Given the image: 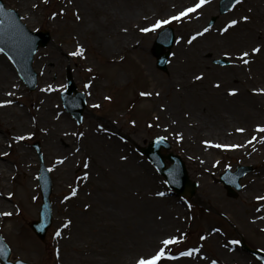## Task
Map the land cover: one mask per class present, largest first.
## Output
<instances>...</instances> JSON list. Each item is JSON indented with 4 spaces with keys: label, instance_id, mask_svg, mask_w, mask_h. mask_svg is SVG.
Segmentation results:
<instances>
[{
    "label": "bare ground",
    "instance_id": "obj_1",
    "mask_svg": "<svg viewBox=\"0 0 264 264\" xmlns=\"http://www.w3.org/2000/svg\"><path fill=\"white\" fill-rule=\"evenodd\" d=\"M15 1L21 7L31 2ZM96 1L98 3L95 0H67V6L73 9L83 2L87 13L97 11L104 14L105 22L114 23L112 32L94 39L93 45L97 52L107 55L108 60H114L120 54L123 57L132 54L146 70L152 68L148 56L150 41L144 47L147 34L141 31L147 27L143 26L142 13L127 7L126 14L118 16L111 13L107 1ZM155 1L160 7H164L167 0ZM191 1L193 0H175L171 6L173 13L178 14L199 2ZM177 2L179 4L176 6ZM214 8L208 0L196 12L180 19L183 22V38L170 62V71L166 79H153L146 91L151 95H143L148 99L151 110L149 122L143 128H135L132 136L138 139L147 129L165 133L169 139L179 144L184 156L195 168V174L201 178L203 195L197 201L202 203L206 200L230 219L239 222L244 230H262L264 201H259L256 197L264 196V147L255 148V145L264 146V133L256 131L260 124H254V121L259 120L262 122L261 126H264V93L253 89H264V0H244L237 12L223 22L222 29L229 21H238L223 32V38L212 39L200 35L188 43L202 23L200 12L205 10L211 13ZM74 11L70 20V48L77 50L82 47L84 50L83 43L88 38L80 32L87 30L99 34V31L93 27L95 24L91 27L84 25L90 20L86 16L82 18L79 11ZM27 13H30V9ZM243 17L248 19L244 20ZM126 19V23L133 24V29L124 34L122 21L125 22ZM223 44L232 50L237 44H242L239 54L248 51L249 63L243 64L237 58L239 68L221 69L210 65L203 53L214 48L221 49ZM256 46L260 47V52L251 53V49ZM70 48L67 53L71 51ZM231 53L234 54L232 51ZM90 65L96 67L93 61ZM250 68H253L252 72L247 73ZM124 72L127 75L130 73L129 69ZM51 73L50 69L43 72L45 77H49ZM197 76H202V79H196ZM123 77L122 69L114 66L111 77L113 84H120ZM217 84L219 87H216ZM106 86L100 79L90 83L95 102L101 100ZM14 88L10 66L0 58V102L11 101L10 104L0 106V119L10 127L7 137L0 134V153H7L5 147L10 143L14 144L15 149L12 170L0 159V212L12 213L10 216L0 215V223L9 221L7 234L15 239L20 238L22 248L36 250L33 239L28 236L27 231L21 229L23 226L11 220L16 214L14 207H18L19 213L25 217L35 216L37 213L34 202L35 183L31 174L35 154L23 146L24 139H16L19 136L26 138L30 131L39 134L45 145L50 147L49 155L56 160V189L63 192L71 185V189L76 190V195H71V190L69 194L60 195L57 201L55 224L60 232L56 239L61 249L58 256L61 264H80L81 255L86 252L82 248L81 233L85 229H95L97 225L119 228L123 223L131 221L134 222L131 227L136 231L137 223L144 220L137 221L138 218L158 214L164 215L169 225H174V235L181 232L188 210L183 204L157 195L160 192V189L157 191L158 181L149 166L128 150V143L132 140L130 137L102 123L90 124L84 131L78 132L68 118L60 116L52 95L44 99L39 97L30 103L29 108L10 98ZM48 88L47 84H43L41 95L48 92ZM231 89L237 90L235 95H229ZM205 110L213 115V127L209 125L204 128L201 115L202 112L206 113ZM12 118L16 120V124L10 121ZM234 120L240 124H233ZM238 126L244 129L243 134L235 132ZM80 133L83 135L80 136ZM253 136L256 137L255 140L252 139ZM206 141L211 143H205ZM214 145L240 147L221 148ZM219 155H242L255 161L256 165L263 164L257 175L246 178L247 182L239 192V199L244 206L226 199L220 185L214 180L213 169ZM58 159L63 160V163H57ZM85 163L88 164L87 168L84 167ZM66 196L69 197L67 200ZM255 202L259 203L254 205ZM111 216L113 220H110ZM216 228L214 222L205 223L204 236L213 253L219 257V264H246L240 259L238 252L230 250L228 243L215 232ZM153 233L152 229H148L143 237L148 235L153 239Z\"/></svg>",
    "mask_w": 264,
    "mask_h": 264
},
{
    "label": "rangeland",
    "instance_id": "obj_2",
    "mask_svg": "<svg viewBox=\"0 0 264 264\" xmlns=\"http://www.w3.org/2000/svg\"><path fill=\"white\" fill-rule=\"evenodd\" d=\"M3 1L8 8L14 9L19 13L22 21L30 29L49 30L53 37L51 43L47 47L40 49L35 55L33 66L38 73V85L34 91H30L22 80L18 78V73L12 61L3 52H0V58L5 60L10 66V73L16 80L15 83L17 86L13 89L14 94L11 96L13 100H17L21 102L24 107L30 108V103L39 99V97L44 99V97L52 95L53 101L57 104V108L61 112V117L63 116L68 118L78 132L84 131L90 124L97 125L102 123L104 125L112 126L115 130L130 137L132 140L129 142V151L141 158L142 161L149 166L152 174L158 181L157 183L159 188L157 191L160 189V192L164 193V198L169 199L172 202H177L178 204H183L188 210L187 216H185L183 220L182 230L181 232H178L177 235H174V225H169L168 219L164 217V215L158 214L138 218L137 221H139V219L144 220L137 223L135 226L136 231L131 227V224L134 223L131 221L123 223L119 228L97 225V228L95 229H85L81 233V243L82 248L86 249V252L81 255L80 264H136L137 260L141 256L147 257L156 251L161 246V241L169 236H182L183 238L179 244L170 245L166 249V251L170 255L175 256L176 259H165L162 260L160 264H212L213 261H215L216 264H219V257L213 253L210 244L202 239L205 234V223L211 222H215V225L218 226L215 229L216 233L219 234L221 239H224L228 243V246L231 247L230 250L239 253L240 259L245 261L246 264H261L260 261L252 255L242 250L239 246L240 243H233V241L239 242L241 239H244L251 247L264 250V229L254 231L244 230L239 226V222L234 221L233 219L230 220L226 214L223 215V213H221L214 205L206 202V200L199 203L197 198L201 199L203 195L201 178L195 174V168L188 161L187 157L184 156L185 154L181 151L179 144L169 139L165 133L149 129L145 130V132L142 133L143 135L138 139H135L132 136L135 128H143V126L149 121H147V115H149L148 108L150 106L148 99L143 97L141 93H146V91H148L153 79H166L170 71L169 63L166 71H162L157 67V60L153 53V45L157 33L159 30L168 25H171L175 30L176 42L171 50L169 58L170 62V59L173 56V51H176L178 44L181 42V24L183 22L180 20H173L169 24L162 25L160 28H157L155 31L145 32L147 37L144 41V47L147 46L146 42L150 41L148 56L150 62L152 63V68L146 70L144 65L140 63L136 56L132 54L126 55L124 58L123 55L120 54L115 58V61H110L107 59V55H100L99 52H97V48L93 45L94 39L99 35L103 36L112 32L114 23L105 22L104 14L97 11H93L94 13H87V7L83 4V2L81 3L82 5L75 6V8L72 9L67 6V0H30L31 2L23 7L19 6L15 0ZM106 1L109 4L111 13L118 16L126 14L125 9H127V7L133 8L135 12L140 11L144 19L143 26L147 25V27H151V25L157 20L169 19L170 17L176 15L173 13L174 10L171 9L175 0H167L164 7H160L158 2L155 0H101V2L105 3ZM95 2L98 3L96 0ZM242 2L243 0H241L239 4L237 3L238 5L236 4V7L234 6L235 9L233 8V12L242 4ZM209 3L215 5V8L211 13L205 12V10L200 12L199 16L202 18V23H200L197 32H201L204 28L209 27L208 23L211 17L218 14L217 10L219 0H209ZM178 4L179 2H177L176 6ZM33 5H35V7H33ZM29 9L30 13H27V10ZM74 9L80 12V16L82 18L83 16H86L90 20V22L84 25H89V27H91L95 24L93 27L99 31V34L91 33L87 30L80 32V34L86 36L88 40L83 43L84 48L86 47L83 54L78 56L71 55V53L76 50L70 48V44L72 43V39H70V20L75 13ZM237 10L234 13L229 11L226 14L221 15L216 23L209 28L208 32L203 34V37L212 39L216 37L223 38L225 36V34L221 32L223 22L234 15ZM127 19L125 22L122 21V26L125 29L124 34H127L129 30L133 29V24L131 22L126 23ZM135 24L137 25L136 21ZM220 47L221 49L214 48L203 53V57L207 59L210 65L215 68H239L240 65L237 60V54H239L242 44H237L234 47L232 45L231 47L234 48L233 50L229 49L228 46L224 44ZM69 48L71 51L67 53L66 51ZM231 51L234 52V54H232ZM226 53L228 55H225ZM223 57L230 60L229 65L222 66L215 63V59ZM88 59H91V61H93V63L97 66L92 68L90 62H86ZM114 66H118V68L122 69V73L124 74V80L121 81L120 84H113L112 82L111 77ZM47 69H50V72L52 71L49 77H45L43 74V72ZM125 69H129V75L124 72ZM252 70L253 68H250V70L246 72L250 73ZM68 72L72 74L78 89L84 92L86 97V110L81 123H78L72 114L67 113L62 104L61 93L66 88ZM94 75H99V77H102V81L108 83V86L103 91L101 100L96 102L94 101L92 97L93 94L89 89V83L96 80ZM43 84L51 86V92H46L41 95L40 89ZM85 85H88V87H85ZM106 97H110V99H106ZM0 98H2L1 94ZM94 105H99V107H94ZM205 112L206 113L202 112L201 115V119L204 122V128L209 125L212 126L211 123H213L211 122L213 115L207 110H205ZM6 118L9 121L7 116ZM235 118L237 119L236 116ZM10 121L16 124V120L14 118ZM233 124L239 125L240 123L237 120H234ZM254 124H262V122L255 120ZM0 129L5 131L7 130L5 135L8 136L9 130L5 129L3 124H0ZM20 130L23 131L22 129ZM158 136L168 139L169 143L172 145L170 150L174 151V153H179L185 161L190 178L192 181H196L197 183V190L194 197L188 198L172 194V190L167 187L164 177L160 176L153 165L148 161L146 156L140 153L141 147L148 145L150 141ZM36 141L40 142V153L34 145ZM22 144L25 148L32 150L35 154L34 162L31 165V174L34 178L35 187L37 186L35 189V205L37 213L34 217L29 219L38 218L42 202L38 185L39 167L42 161L47 168L51 169L50 176L53 182V192L51 195L53 202V224L47 232L46 239L41 241L29 227L30 221H28V217L21 215V212L17 213L19 209L18 207H14L13 210L16 214L11 220L13 222H17L19 226H23L21 229L27 231L28 236L33 239L36 245V250L22 248L20 246V238L15 239L12 235L7 234L6 227L9 223L8 220L0 223V233L11 247L12 259H22L38 264H61L58 260L61 249L56 239L57 227L55 224V216L57 214V201H59V198L61 197L60 195L68 194L71 188L68 186L63 192L56 189L57 177L56 171L54 170L55 161L48 153L50 147L45 145L37 132H28V136L24 139ZM258 146L255 145V148ZM260 146L264 147L262 145ZM6 147H9V145ZM260 148H258V150H260ZM253 149L254 147L252 150ZM3 158V162H6V164L9 165V170H12L13 166L10 162L13 161L14 155H4ZM253 164L255 165V161H251L242 155L218 156L217 164H215L213 169V175L215 182L220 185L222 194L226 197V199L234 200L240 206H244L243 201L239 199V192L246 184V178L248 176L251 177L257 175L256 173L258 168H255L242 178L240 182L242 187L239 191H237L236 196L228 195L226 188L220 182L219 175L228 168L235 171L238 165ZM259 166L261 167L263 164ZM12 200H14V198H12ZM258 203L259 202H255L254 205H257ZM110 205L115 206L113 203H110ZM205 205L207 207H205ZM208 205H211V207ZM202 206L205 207L206 211L202 208ZM110 220H113V216L110 217ZM153 225L155 226L152 227ZM148 229H152L155 232L153 233V239L148 235H146V238L143 237L145 235L144 232ZM217 229L219 233L217 232ZM194 248L199 249V251L193 253L192 256L180 255L181 252H187ZM0 264L3 263L0 261Z\"/></svg>",
    "mask_w": 264,
    "mask_h": 264
},
{
    "label": "snow or ice",
    "instance_id": "obj_3",
    "mask_svg": "<svg viewBox=\"0 0 264 264\" xmlns=\"http://www.w3.org/2000/svg\"><path fill=\"white\" fill-rule=\"evenodd\" d=\"M208 0H199L198 3H196L194 6L192 7H188L182 11H180L177 15H174L172 17H170L169 19H165V20H157L154 24L151 25V27H145L142 28L141 31L142 32H149V31H155L157 28H160L162 25H166L169 24L171 21L175 20V21H179L181 18L188 16L190 13H194L196 12L199 8L202 7V5H204L205 3H207ZM241 0H236V3H240ZM33 7H35V5H33ZM77 19H79V16H77ZM244 20H247L248 17H243ZM238 23L237 20H231L229 21L228 25L221 29V32H225L228 30L229 27H232L234 25H236ZM211 27V25H209V27H206L203 29V32H197L194 36L191 37V39L188 41V43H191L192 40H195L197 36L203 35L204 33L208 32L209 28ZM260 47L256 46L254 48L251 49V53H259L260 52ZM83 48L82 47H78L77 50L73 53H71V55L73 56H78V55H82L83 54ZM0 52H3V49L0 48ZM225 55H228L227 53ZM250 53L248 51H243L239 54L238 59L243 63V64H248L249 60L247 59V57H249ZM196 79H202V76H197ZM85 87H88V85H85ZM216 87H219V84L216 85ZM49 91H51V86H49L48 88ZM236 89H231L229 91V95H235L236 94ZM253 91H258L261 93H264V89H253ZM8 95H11V93H9ZM141 95H151V93H141ZM158 95V93H157ZM106 99H110V97H106ZM11 101L10 100H5L0 102V106H4L7 104H10ZM94 107H99V105H94ZM238 131L243 132L244 129H237ZM256 131L264 133V126L258 125L256 128ZM75 135V133H73ZM80 136L83 135V133L79 134ZM17 140H23L25 139L24 136H19L16 138ZM163 139V138H160ZM253 140L256 139L255 136H253L252 138ZM252 141H249V143H251ZM205 143L210 144L211 142L206 141ZM215 147H221V148H236V147H240L239 145H214ZM0 155H7V153H0ZM57 163H63V160L58 159ZM84 167L87 168L88 164L85 163ZM49 171H51V169H49ZM85 176H87V174H85ZM11 195V194H10ZM71 195H76V190L73 189ZM157 195L163 196L164 193L163 192H158ZM69 197H65V199L67 200ZM257 200L259 201H264V196H257L256 197ZM0 215L2 216H10L12 215V213L10 212H0ZM57 236L60 235V232L57 231L56 233ZM182 236H169L166 239H163L161 241V246L154 251L152 254L148 255L147 257L141 256L136 264H160V262L162 260L165 259H176L175 256L170 255L166 249L168 248V246L170 245H175V244H179L182 240ZM203 239V237H202ZM233 243H239L238 241H233ZM199 251V249H190L187 252H181L180 255L181 256H192L193 253ZM212 264H216L215 261L212 262Z\"/></svg>",
    "mask_w": 264,
    "mask_h": 264
},
{
    "label": "water",
    "instance_id": "obj_4",
    "mask_svg": "<svg viewBox=\"0 0 264 264\" xmlns=\"http://www.w3.org/2000/svg\"><path fill=\"white\" fill-rule=\"evenodd\" d=\"M4 10L2 9V5H0V14L3 16V18L5 17L4 14ZM17 23H18V18H16ZM20 26V25H19ZM13 25L10 27H6L5 24V20L3 23L0 24V29H2V41H6L9 42V40H14V45L12 47H9V51L14 55L15 57V53L16 54V59L17 62L19 61L20 63H22L26 69L28 70L30 68V64L33 58L34 53L36 52L38 45L40 44H46V42L49 39V35L48 34H42V33H33L34 36H37L36 40L31 39L30 41L34 42L33 44L30 43L29 46L27 47V44L25 43V39L24 37H27L28 34L25 32L20 31L19 28V33H18V38L13 39L11 37V30H13ZM23 28V27H22ZM34 81V78H33ZM154 150L153 149H149L148 153H153ZM156 154H158V151L155 152ZM171 157V156H170ZM181 172L185 173V170L183 167L180 168ZM184 181H188L187 178L184 176ZM43 226V224H42ZM0 254L6 259L9 255L8 250L5 251H1L0 250Z\"/></svg>",
    "mask_w": 264,
    "mask_h": 264
}]
</instances>
